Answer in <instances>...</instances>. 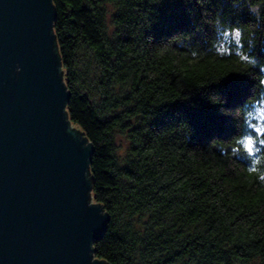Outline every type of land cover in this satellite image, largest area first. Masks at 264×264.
<instances>
[{
	"label": "trees",
	"instance_id": "obj_1",
	"mask_svg": "<svg viewBox=\"0 0 264 264\" xmlns=\"http://www.w3.org/2000/svg\"><path fill=\"white\" fill-rule=\"evenodd\" d=\"M52 3L67 117L110 216L95 258L264 264V181L248 171L264 172V0Z\"/></svg>",
	"mask_w": 264,
	"mask_h": 264
},
{
	"label": "water",
	"instance_id": "obj_2",
	"mask_svg": "<svg viewBox=\"0 0 264 264\" xmlns=\"http://www.w3.org/2000/svg\"><path fill=\"white\" fill-rule=\"evenodd\" d=\"M52 0H0V264H109L93 145L66 113Z\"/></svg>",
	"mask_w": 264,
	"mask_h": 264
},
{
	"label": "clouds",
	"instance_id": "obj_3",
	"mask_svg": "<svg viewBox=\"0 0 264 264\" xmlns=\"http://www.w3.org/2000/svg\"><path fill=\"white\" fill-rule=\"evenodd\" d=\"M252 11H255V9H252ZM232 34H235V36L241 38L242 32L240 28H232L231 30ZM242 59H246L245 57H242ZM253 63L255 61H252ZM262 83H264V81H262ZM258 104L260 105L259 107L255 108V113L257 116L261 117L262 120H264V99H262L261 101L258 102ZM249 115H252V113H249ZM262 127H264V125H262ZM259 135H264V130H261V128H257L256 129ZM251 142L253 145H255V141L253 140V138L251 136L245 137V143L247 142ZM261 144L264 145V141H261ZM247 151V149H246ZM259 151V149H255V151L252 152H248L250 156H255V152ZM261 164V159H253L252 161V166L248 169L250 174H254V173H259V179L261 181H264V172H261L258 165Z\"/></svg>",
	"mask_w": 264,
	"mask_h": 264
},
{
	"label": "rangeland",
	"instance_id": "obj_4",
	"mask_svg": "<svg viewBox=\"0 0 264 264\" xmlns=\"http://www.w3.org/2000/svg\"><path fill=\"white\" fill-rule=\"evenodd\" d=\"M119 143H121V147H120V150H119V154L120 155H124L125 153V148H126V143L120 138L119 139Z\"/></svg>",
	"mask_w": 264,
	"mask_h": 264
}]
</instances>
